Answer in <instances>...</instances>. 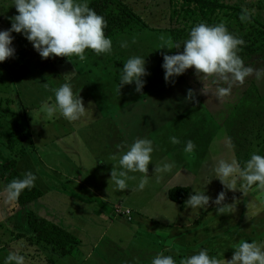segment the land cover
<instances>
[{
	"label": "rangeland",
	"instance_id": "1",
	"mask_svg": "<svg viewBox=\"0 0 264 264\" xmlns=\"http://www.w3.org/2000/svg\"><path fill=\"white\" fill-rule=\"evenodd\" d=\"M121 1L141 24L111 39V54L86 50L83 61L43 59L23 33H12L15 53L0 62V161L15 157L19 172L36 176L42 195L19 206L0 178V264L10 251L23 255L25 264H151L160 253L179 264L201 249L230 260L240 240L264 246V192L227 190L214 171L221 159L243 167L253 153L264 155V72L256 71L264 69V54L238 51L253 72L243 84L209 78L207 95L194 68L166 82L163 53L178 52L157 49L162 35L171 37L169 0ZM247 3L264 19V0ZM13 4L0 0V31L10 29V17L18 14ZM133 56L146 60L143 91H135V82L117 91L123 64ZM66 82L83 98L86 116L71 123L59 114L41 121L42 105L54 103L52 89ZM221 88L226 95L217 98ZM189 89L192 100L186 99ZM173 136L179 144L170 142ZM137 138L153 144L148 183L134 190L143 174L129 173V189L119 191L109 185L113 165L120 170L118 145ZM189 140L195 148L186 153ZM156 164L171 170L155 173ZM172 185L189 186L185 201L205 193L209 207L191 209L171 200L166 190ZM221 191L225 203H235L232 213L218 214L214 201ZM116 204L129 212L117 213ZM28 209L71 231L78 244L61 256L38 241L26 223ZM161 230L163 236H153Z\"/></svg>",
	"mask_w": 264,
	"mask_h": 264
},
{
	"label": "clouds",
	"instance_id": "2",
	"mask_svg": "<svg viewBox=\"0 0 264 264\" xmlns=\"http://www.w3.org/2000/svg\"><path fill=\"white\" fill-rule=\"evenodd\" d=\"M17 15L10 17L11 28L0 31V62L6 61L15 53L12 47V33H23L33 44V47L43 59L49 57H73L80 61L86 59V50H92L97 56L111 54L112 40L105 34L107 21L103 16L89 7L85 0H14ZM242 22H249L251 14L247 9L240 16ZM162 44L157 49H180L176 54L163 53L162 67L165 69V81L171 82L172 78L184 74L188 69H195V75L203 82L201 93L208 94L209 78H218L225 81L231 80L243 84L245 78L253 69L244 66L243 60L238 55L243 39L235 37L221 22L215 25L199 23L192 27L189 38L183 42L175 43L173 39L161 36ZM126 47V44H122ZM156 49V50H157ZM74 62V61H73ZM143 57L133 56L123 64L120 82L117 91L121 92L124 85L135 82V91L142 92L148 75ZM257 74L264 69L256 70ZM48 85L45 84V87ZM54 92V103L45 102L40 109L43 120H51L59 114L68 122H76L86 116V107L83 98L75 95L70 83H64ZM194 91L188 90L187 100L193 99ZM226 95L225 89L218 90L217 98ZM33 123L37 122V114L30 112ZM46 127V126H45ZM172 144H179L175 137H170ZM121 155L117 166L113 165L109 185L115 183L119 191L129 189L127 180L129 173L143 174L138 186L134 189L142 191L148 183L149 164L152 162L153 144L150 139L137 138L131 145H118ZM126 148V150H124ZM194 143L189 140L184 148L186 153L194 150ZM171 165L163 167L156 164L155 173L170 171ZM215 177L223 184L224 188L233 192L241 190L244 195L248 189L255 187L264 192V155L253 153L244 166L233 159L230 162L221 159L215 168ZM134 178V177H132ZM36 176L31 172L24 174L23 178L13 179L7 186L9 199H16L25 189L34 187ZM240 187H237V183ZM226 192L221 191L214 203L218 214L232 213L235 203H225ZM211 197L205 193L195 192L185 201L191 209L209 207ZM246 219L251 218L246 213ZM235 249L232 258L220 259L210 256L206 249H201L197 254L183 257L179 264H264V246L255 241L240 240L232 246ZM171 250V248H169ZM179 254V248L176 249ZM4 264H25V257L17 251H10ZM151 264H177L171 255L157 254Z\"/></svg>",
	"mask_w": 264,
	"mask_h": 264
},
{
	"label": "trees",
	"instance_id": "3",
	"mask_svg": "<svg viewBox=\"0 0 264 264\" xmlns=\"http://www.w3.org/2000/svg\"><path fill=\"white\" fill-rule=\"evenodd\" d=\"M247 1L169 0V18L173 24L170 35L175 43L183 46V42L189 38L190 29L195 25L202 22L209 25L223 22L231 34L243 39L240 52H247L248 55L264 54V19L260 13L252 10ZM87 3L107 21L105 34L110 39L141 24L139 16L121 0H89ZM244 9L251 14L249 22H242L240 19ZM182 50L181 47L178 52ZM1 102L2 100L0 107ZM16 163L15 157H5L0 161V178L6 187L13 179L24 176L16 168ZM166 193L171 200L182 204L189 193V186L172 185L167 188ZM41 195L42 190L34 184V187L25 189L14 201L19 206H25ZM25 219L36 239L49 244L61 256L70 253L79 242V238L71 231L38 215L32 209L25 212Z\"/></svg>",
	"mask_w": 264,
	"mask_h": 264
},
{
	"label": "built area",
	"instance_id": "4",
	"mask_svg": "<svg viewBox=\"0 0 264 264\" xmlns=\"http://www.w3.org/2000/svg\"><path fill=\"white\" fill-rule=\"evenodd\" d=\"M115 211H116L117 213H123V214L129 212V211H128V208H126V207H125V208H122L120 204H116V205H115ZM127 217H128L127 219H130V218H131L130 213L127 214Z\"/></svg>",
	"mask_w": 264,
	"mask_h": 264
},
{
	"label": "crops",
	"instance_id": "5",
	"mask_svg": "<svg viewBox=\"0 0 264 264\" xmlns=\"http://www.w3.org/2000/svg\"><path fill=\"white\" fill-rule=\"evenodd\" d=\"M161 231H162V232H161ZM161 231H158V232L160 233V235L155 234V235H153V236H156V237H158V236H163V235L165 234V232H164L163 230H161Z\"/></svg>",
	"mask_w": 264,
	"mask_h": 264
}]
</instances>
